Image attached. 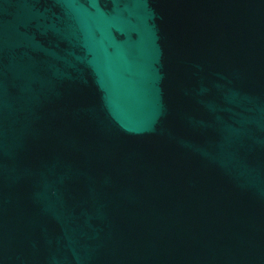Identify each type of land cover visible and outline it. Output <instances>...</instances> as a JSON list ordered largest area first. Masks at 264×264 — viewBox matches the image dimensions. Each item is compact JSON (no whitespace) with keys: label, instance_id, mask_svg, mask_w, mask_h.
Here are the masks:
<instances>
[{"label":"water","instance_id":"water-1","mask_svg":"<svg viewBox=\"0 0 264 264\" xmlns=\"http://www.w3.org/2000/svg\"><path fill=\"white\" fill-rule=\"evenodd\" d=\"M0 264H264V0H0Z\"/></svg>","mask_w":264,"mask_h":264}]
</instances>
